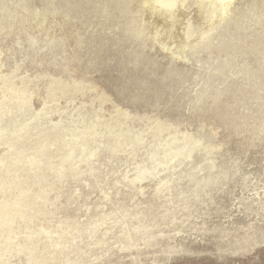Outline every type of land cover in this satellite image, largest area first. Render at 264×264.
<instances>
[{
  "label": "rangeland",
  "instance_id": "1",
  "mask_svg": "<svg viewBox=\"0 0 264 264\" xmlns=\"http://www.w3.org/2000/svg\"><path fill=\"white\" fill-rule=\"evenodd\" d=\"M142 2L0 0V264H264V0Z\"/></svg>",
  "mask_w": 264,
  "mask_h": 264
},
{
  "label": "bare ground",
  "instance_id": "2",
  "mask_svg": "<svg viewBox=\"0 0 264 264\" xmlns=\"http://www.w3.org/2000/svg\"><path fill=\"white\" fill-rule=\"evenodd\" d=\"M198 1H201L203 3H209L212 6L219 7V10L213 13V19L215 17L220 20L228 13V11L230 10V5H232L234 0H193V4H196ZM143 4H148L150 6L152 5L153 7H157L156 9L163 10L162 13H171L174 10H177L178 7H184L185 5H189V0H143L142 5ZM186 30L184 31V35L189 37V29L187 31Z\"/></svg>",
  "mask_w": 264,
  "mask_h": 264
}]
</instances>
